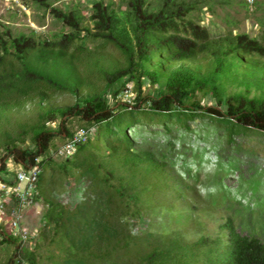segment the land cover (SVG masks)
Here are the masks:
<instances>
[{"label":"rangeland","instance_id":"1","mask_svg":"<svg viewBox=\"0 0 264 264\" xmlns=\"http://www.w3.org/2000/svg\"><path fill=\"white\" fill-rule=\"evenodd\" d=\"M46 1L51 4V8L80 14L81 27L92 29L89 16L94 0ZM109 1L115 5L119 2ZM184 1H199L187 18L206 27L211 39H218L228 33H245L258 39L264 30V0ZM146 2L149 9L158 8L162 4V0ZM0 24L7 27L12 36L32 34L33 39L38 41L33 50H28L20 57L9 56L0 65V134L5 135L0 136V156L4 152V137H19L18 142L13 144L16 148H33V133L38 125L52 119L47 123V128L57 131L60 122L66 120L64 128L70 133L80 128L91 130V150L100 162L104 161L103 168L114 173L113 178H107L108 183L116 186L120 177L123 184L129 182L130 189L128 187L123 200H131L137 196L151 206L144 210L142 219L135 221L127 218V222H122V225L126 222L124 226L127 231L124 234L139 236L151 233L155 235L152 237L154 242L166 240L164 244L178 238L184 251L172 250L167 256L169 264H212L211 259L218 257L216 258L213 251L210 253V243L227 239V229L222 227L227 220L232 221L236 232L247 234L245 229L248 230L249 226L247 222L242 223L247 218V210H242V217H239L234 212L239 209L238 206L231 200H225L234 199L247 209H256L253 211L259 212L253 196H264V134L247 131L236 136L233 144H227L223 130L210 123L207 118L190 122L191 131L187 133L176 131L172 122H167L170 130L167 133L161 123L151 121L149 126L145 124L131 128L128 134L132 136L135 147L139 150L162 148L171 178L159 180L146 166L133 168L129 172L124 166L110 163L103 145L96 141V128L93 124L78 117L60 116L59 108L74 105L76 96L68 92L52 93L47 89V81L51 80L65 89H81V95L100 94L105 85V73L119 66V61L115 59L122 61L118 57V50L109 45L100 47L99 41L90 38L75 41L66 51L43 46L42 40L53 41L59 35L68 34L72 30L56 20L50 10L31 2L0 0ZM117 85L118 82L114 84L115 87ZM128 86L132 87L131 84ZM259 86L263 87L260 83ZM40 89L47 90L49 98ZM148 90L145 87L144 91ZM227 92L243 93L250 98L264 97L263 88L247 89L238 83L229 84ZM117 100L125 103L123 94ZM200 101L214 105L212 99L200 98ZM142 107L147 111V106ZM174 135L177 137L175 153H170V148L165 145ZM66 139L64 134H57L48 151L39 156V160L44 162L37 187L40 211H35L34 207L33 211L25 209L21 226L23 231L32 233L35 238L29 242H21L16 237L18 250L33 251L35 264H137L140 260L136 255L137 249L134 246L121 249L117 240L111 241V244L105 242L101 247L92 244L84 253H75L71 249L70 241L79 239L75 238L78 237L74 224L76 218L68 222L66 218L73 217L74 208L85 198L80 188L86 187L91 181L80 179L82 167H78L76 163H79L81 155L68 164L64 157L56 155L57 149ZM85 154H90V151ZM6 167L10 170L18 169V165L10 159L7 160ZM186 170L190 171L189 176L185 174ZM217 170L226 172L219 173L214 178L215 181L220 178V182L211 183L210 178L218 173ZM102 173L103 169L98 177L101 178ZM0 176L5 178L6 172L1 171ZM115 204L114 200L112 206ZM51 206L52 216L60 221L57 225L45 224L43 221ZM32 213L34 216L28 218L27 215ZM0 228L6 235L14 236L8 222L4 219L2 221V217ZM217 245L221 252L223 245ZM187 247L191 249L190 253L185 251ZM14 248L15 245L9 242L0 246V264H6L12 258ZM142 251L144 252L143 248ZM77 258L82 260H76Z\"/></svg>","mask_w":264,"mask_h":264},{"label":"trees","instance_id":"2","mask_svg":"<svg viewBox=\"0 0 264 264\" xmlns=\"http://www.w3.org/2000/svg\"><path fill=\"white\" fill-rule=\"evenodd\" d=\"M21 1L50 10L56 20L72 30L53 41L42 40L43 46L66 51L75 41L90 38L99 41L100 47L109 45L120 53L118 57L122 61L115 59L119 61V66L105 73V85L100 94L81 95V89H65L55 84V81H47L50 92H68L76 96L74 105L59 108L60 116L78 117L93 124L96 128V141L103 145L111 164L124 166L129 172L133 168L146 166L159 180L171 178L162 148L139 150L128 134L131 128L145 124L149 126L151 121L161 123L167 133L170 131L167 122H172L176 131L187 133L191 131L190 122L207 118L223 130L227 144H233L236 136L247 131L264 134V97L250 98L243 93L227 92L228 85L233 83L243 84L247 89H264V30L258 39L245 33H228L218 39H211L206 27L187 18L199 1L187 3L184 0H162L158 8L149 9L146 0H119L117 5L109 0H94L89 16L92 29L81 27L82 16L74 11L51 8L46 0ZM37 42L32 34L12 36L8 28L0 24V65L9 56L20 57L28 50H33ZM116 82L118 85L115 87ZM130 84L134 94L131 108L117 100ZM145 87L149 88L147 92L144 91ZM40 90L49 98L47 90ZM200 98L212 99L214 105L204 104ZM144 105L147 111L142 109ZM50 120L35 128L33 148L20 149L13 146L19 137L3 138L0 172L6 171L9 159L17 164H33L35 158L48 151L57 134H64L66 138L71 135L64 128L66 120L60 122L57 131L47 128ZM176 139L174 135L167 140L165 146L170 148V153H175ZM90 141L89 138L66 158L68 164L81 155L79 163H76L82 167L80 179L91 181L86 187L80 188L85 198L74 208L73 217L66 218L67 222L76 218L74 224L78 237L75 238L79 239L70 241L71 249L75 253H84L92 244L101 247L105 242L108 244L117 240L121 249L126 250L130 246L137 249L136 255L140 258L137 264H169L167 256L174 249L184 251L182 244L178 238L166 244V240L154 242L152 237L155 235L151 233L139 236L124 234L127 231L124 226L127 218L135 221L142 219L144 210L151 206L136 195L131 200H123L128 187L130 189L129 182L123 184L121 177L116 186L107 182V178H113L114 173L103 168L105 163L94 155ZM88 151L90 154H85ZM43 163L40 162V166ZM102 169L100 178L98 176ZM216 172L210 178L211 183L220 182V178L217 181L214 178L226 171ZM185 174L189 176L190 171L186 170ZM194 178L196 181L197 175ZM253 198L259 212L247 209L234 199L225 200H231L238 206L239 209L234 212L239 217H242V210H247V218L242 223L247 222L249 227L248 230L244 227L247 234L242 235L232 227V221L227 220L222 226L227 229V239L210 243V253L213 251L218 257L211 259L212 264H264V196ZM113 199L116 201L115 206H112ZM52 214L51 206L43 218L45 224L57 225L60 222ZM123 221L126 222L122 225ZM8 242L14 244L15 248L12 258L6 264H35L33 251L20 252L17 238L6 235L0 228V246ZM220 243L223 245L221 252L217 245ZM185 251L190 253L191 249L187 247Z\"/></svg>","mask_w":264,"mask_h":264},{"label":"built area","instance_id":"3","mask_svg":"<svg viewBox=\"0 0 264 264\" xmlns=\"http://www.w3.org/2000/svg\"><path fill=\"white\" fill-rule=\"evenodd\" d=\"M122 94L125 104L131 108L134 104L131 86H127ZM90 136L91 130L89 128H80L71 133L65 143L57 149L56 155L64 157V159L70 157L78 146L87 142ZM40 162L41 160L37 157L33 164L15 163L18 165L17 170H10L6 167V177L2 178L0 176V217H2V221L4 219L8 222L14 237H17L21 242L26 240L29 242L35 238L32 233L27 234L26 231H23L21 226L24 210L40 207L37 192V183L42 169Z\"/></svg>","mask_w":264,"mask_h":264},{"label":"crops","instance_id":"4","mask_svg":"<svg viewBox=\"0 0 264 264\" xmlns=\"http://www.w3.org/2000/svg\"><path fill=\"white\" fill-rule=\"evenodd\" d=\"M28 209H30V210H32V211L34 210V209H32V208H28ZM28 209H27V210H28ZM27 210H26V211H27ZM35 211H40V207H38V206L35 207ZM34 213H35V212H34ZM34 213L27 215L28 218H29L30 216L32 217V215L34 216ZM23 214H24V213H23Z\"/></svg>","mask_w":264,"mask_h":264}]
</instances>
